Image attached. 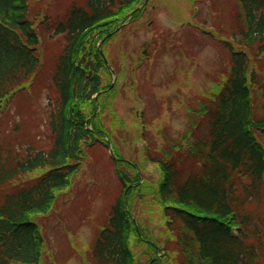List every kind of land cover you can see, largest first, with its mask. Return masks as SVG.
<instances>
[{
  "label": "trees",
  "instance_id": "trees-1",
  "mask_svg": "<svg viewBox=\"0 0 264 264\" xmlns=\"http://www.w3.org/2000/svg\"><path fill=\"white\" fill-rule=\"evenodd\" d=\"M54 1L0 0V112L40 78L49 61L43 53H59L46 85L57 95L51 149H38L19 126L0 129V264H67L73 242L71 251L56 253L50 237L59 199L82 189L76 181L91 175L89 161H98L110 133L124 135L125 145L140 139L113 110L127 89L125 48L111 89L99 44L138 22L145 0H76L64 15L51 9ZM180 2L194 13L195 0ZM229 10L228 40L218 32L229 63L201 97L186 96L180 83L189 127L178 140L156 156L148 150L141 167L115 162L120 191L90 251L78 252L82 264H264V0H229ZM131 36L128 30L125 39ZM192 48L180 46L185 62L195 61ZM98 104L101 113L87 126ZM148 163L157 165L159 180L141 184L138 171ZM79 194L93 204L86 191Z\"/></svg>",
  "mask_w": 264,
  "mask_h": 264
},
{
  "label": "rangeland",
  "instance_id": "rangeland-1",
  "mask_svg": "<svg viewBox=\"0 0 264 264\" xmlns=\"http://www.w3.org/2000/svg\"><path fill=\"white\" fill-rule=\"evenodd\" d=\"M164 1L174 3L172 6L173 15H170V13L165 9H160L157 13H154L153 18L156 24L139 31L135 39L132 41V48L129 52V56H127V68L130 71L132 68H135L134 72L136 73V77L133 80L135 92L133 94L127 93L122 97H119L114 105V111L121 118H123L129 126L132 127L134 133H139L140 127L143 121H145L148 125V130L150 128L152 133L150 134L148 131L146 137L147 144L151 149L153 148L159 150H165V145L168 146V141L178 140L189 127L185 105H182V102L180 103V101L178 103L176 101L168 103V92L177 90L179 94L181 93L180 78L182 79L183 75L180 74V67L187 65L185 62L182 63L180 61V46L176 43L174 48H172L167 40L162 42L164 51L160 55L155 56L152 63H150L147 67L145 64L135 67V63L132 60V56L134 54L133 50L142 54L144 50H147L150 47L151 42L155 41L156 37L164 29H170L174 32V35H176L177 38L182 40L188 38L189 34L187 33L194 35L195 38H192L193 40L191 41L196 47V59L194 63L188 66V71L190 72L188 80L184 77L185 81L188 82V87H186L185 93L188 97L203 96L205 92L211 88L213 78L218 77L219 71L225 68L229 63L228 52L219 46L220 44L218 42L209 40L207 36L198 37L196 34L197 30L211 33L210 29H203L198 24L191 22L194 30L184 32V28H181L180 24V0ZM205 1V3L201 2L198 4V20L200 19L207 22L218 29H221L223 24V28L226 32L231 34L232 21L229 7L225 9L224 4L217 3V0H214L213 4L210 0ZM65 7V2H61L58 6L61 10H65ZM189 16L192 18V14L188 10L184 17L187 18ZM177 17L178 20L175 21ZM223 18L225 20H223ZM212 35L215 36L214 33H212ZM116 46L117 45L113 44V46L109 49L111 54ZM174 53H178L179 55L175 56ZM47 58L51 59V56L47 55ZM50 59L44 67L43 74L50 71ZM50 67L52 68V64ZM47 80L49 82L50 79ZM162 81H168V83L163 84ZM173 84L176 87H174ZM43 88L45 87L43 86ZM43 88L42 84H40V80H37L33 89V97L28 104L22 105L24 108L23 110L20 109L21 102L16 99L10 108H8L6 113L0 114V129L7 132L13 131L15 130V123L21 124L22 131L30 133V137H34V139H36L38 146L47 148L52 142V140H50L51 132L48 128L49 109L47 108L49 106L48 99L50 92L49 90ZM138 97H140L142 102L137 100ZM160 98H163L162 100H164L168 105L163 103L159 104ZM168 109H171L170 114ZM159 110L160 118L163 119L158 122L156 121V118L159 116ZM30 113H32V117L29 116ZM161 125H166L165 132L168 133L167 137L169 139L158 134L163 132ZM158 127L161 130H157ZM22 131L20 132L22 133ZM110 137L112 144L117 150H119V152H121V147L128 141V139H126L124 135L120 134L115 137L113 133H110ZM116 149H114L115 153L117 152ZM98 151L100 152L98 158L103 155L99 167L102 169L100 171L101 173H103V171L106 172V175H103L104 185L107 186L109 193L116 195L115 193L119 190V181L117 179L114 166L111 167L107 165L109 152L104 151L103 153V149ZM127 154H131V151H128ZM135 159L139 161V163H142L145 156L138 154ZM147 176L150 182H156L159 180L157 172H152ZM99 181H101V177ZM92 186L94 185L86 184L84 187L86 194L93 196L89 198L93 204L90 203L92 206L87 209H80L77 214L73 212V210L82 203L85 194L78 195L75 200H73L72 204L68 201L62 202L61 205L63 209L60 214L59 211L61 206H57L58 219H53L50 226V237L53 240V245L57 252L62 253L65 249L69 250L67 242H74L76 237V242L83 251L88 250L94 242L98 229L102 221H104V216L108 209L107 207L112 202L113 197L109 198V200L106 199L109 194L105 197L102 195L100 184L95 188L94 194V187ZM74 191H72V194ZM79 192H81V189H76V193ZM104 194H106V192ZM72 198H74V196ZM64 199L65 198H62L61 201ZM261 217L264 218V214ZM59 219L66 223L70 231L65 232L66 226L63 225L62 227L61 224H63V222L60 224L58 221ZM77 221L79 222V225L86 222H88V224L79 230L78 227L76 228L75 226ZM65 236L67 241L64 239ZM68 254H71V258L69 257L70 261L67 264H82L81 259L78 255H76L77 253Z\"/></svg>",
  "mask_w": 264,
  "mask_h": 264
},
{
  "label": "water",
  "instance_id": "water-1",
  "mask_svg": "<svg viewBox=\"0 0 264 264\" xmlns=\"http://www.w3.org/2000/svg\"><path fill=\"white\" fill-rule=\"evenodd\" d=\"M113 35L109 36V37H112Z\"/></svg>",
  "mask_w": 264,
  "mask_h": 264
}]
</instances>
